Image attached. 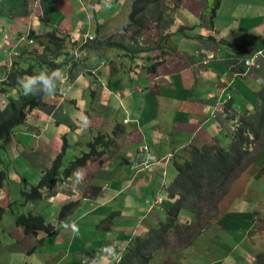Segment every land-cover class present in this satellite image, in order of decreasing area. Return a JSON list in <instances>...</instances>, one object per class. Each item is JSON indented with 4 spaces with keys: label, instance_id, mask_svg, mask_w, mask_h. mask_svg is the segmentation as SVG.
Listing matches in <instances>:
<instances>
[{
    "label": "crops",
    "instance_id": "1",
    "mask_svg": "<svg viewBox=\"0 0 264 264\" xmlns=\"http://www.w3.org/2000/svg\"><path fill=\"white\" fill-rule=\"evenodd\" d=\"M9 1L19 8L16 16L0 11V32L10 44L15 39L6 33L2 25L5 21L14 22L11 33L18 35L30 30L43 33L45 28L50 30L56 26L71 34L75 28L84 26L83 32L91 34L96 26L99 29L107 22L96 12L95 0L88 3L92 13L84 0H54L64 15L59 25L42 21L41 5L36 0ZM165 4L173 6L172 0H166ZM2 5L3 0H0V7ZM239 5L246 6L240 16ZM172 15L171 35L165 41L159 40L157 35L152 41L143 37L150 44L138 54L107 55L96 69L89 68L93 77L90 103L99 110L81 113L93 129L110 132L116 123H122L124 132L117 136L115 153L103 158L104 162L91 161L83 168L81 193L62 192L57 199L56 192L52 191L45 199L55 204L40 202L48 208L49 219H53L64 200L76 201L77 213L73 212L74 208L72 215L68 214L59 223L57 232L41 243L35 257L34 249L30 255L28 250H22L30 242L29 237H21L13 230L12 235L23 245L16 243L18 251L24 253L25 264H91L89 259L93 256L99 258L101 264H113L135 236L146 235L147 230L165 219L167 202L175 200H168L170 196L166 191L177 172L173 157H166L174 156L190 144L199 147L215 144V136L227 144L230 140L227 133L236 119L260 106L257 93L264 90V85L257 87L255 81L264 78V61L249 77L234 76L229 64L234 57L263 47L264 0H179ZM201 36L204 38L198 39ZM207 36L221 43H208ZM200 48L212 54L205 66L194 57V52ZM156 61L155 71H149L147 67ZM230 80L229 84L233 85L231 108L223 113L216 108L222 96L230 94ZM77 96L82 98L84 89H69L66 94L70 101ZM232 114L234 119L230 117ZM142 143H147L151 155L161 161L148 168L132 170L131 163L137 160V146ZM258 145L253 146L251 158L218 203L220 218L202 227L195 214L180 209L177 222L190 231H198L192 243L182 244L179 250L161 249L148 264H262L258 256L264 253V170L258 171L264 168V145ZM22 147L30 149L26 145ZM163 170L165 176L160 174ZM18 189L17 185H10L7 193L17 200ZM156 196L158 203H154ZM244 199L247 206H241ZM24 205L29 210L35 201L24 202ZM225 214L228 215L223 218ZM102 220L106 223H101ZM109 223L116 225L114 232L109 230ZM251 223L256 226L253 231L249 229ZM73 226L78 228L79 235L75 234ZM15 228L18 229L17 225ZM39 236L43 237V233ZM171 236L168 235L167 241L172 246L176 240ZM106 245L113 247L115 255L104 260L102 249ZM119 248H123L120 254ZM191 253L199 259H191Z\"/></svg>",
    "mask_w": 264,
    "mask_h": 264
},
{
    "label": "trees",
    "instance_id": "2",
    "mask_svg": "<svg viewBox=\"0 0 264 264\" xmlns=\"http://www.w3.org/2000/svg\"><path fill=\"white\" fill-rule=\"evenodd\" d=\"M45 1L40 0L43 16ZM162 1L132 0L126 28L132 30L134 34L140 37L144 32L143 30L146 29L148 18H152L161 30L164 24L167 23L165 19L166 9L161 6ZM43 16L41 19L45 21ZM28 37L36 39L37 44L41 47V51H31L28 54L11 57L9 63L12 64V67L6 72L5 77L0 79V94L9 97L5 105L0 108V140L4 137L7 140L12 136L15 126L24 122L26 112L29 109L35 106L36 108H44L40 99L42 98L41 96H25L23 94L17 84V78L24 75H32L41 70L51 74L64 67L69 59V55H67L69 53L64 51L66 34L57 32V30L55 31L54 28H51L49 31L43 33H35V31L31 30L28 33ZM162 37V32L160 31L159 39ZM203 38L202 36L198 37V39ZM205 39L213 45L216 42L209 36L205 37ZM216 44L218 43L216 42ZM5 64H7L6 60ZM11 91H16V95L13 96ZM257 95L260 100V106L254 112H244V114L236 119L233 128L228 133V137L230 138L228 145L222 144L215 137V144H204L200 147L190 145L186 149L183 148L181 150V152H186V154L181 155L175 161L177 173L172 182L167 186L166 193L170 196L167 197L168 200L173 198L175 200L167 202V206L165 207L167 214L165 217L166 221L164 219L157 227L147 230L146 235L135 236L126 252L114 264H148L152 258L149 254L165 246L170 233H174L181 244L188 245L192 243L198 231H190L189 227H184L177 222L180 209L186 206L194 211L199 223L202 214L208 208L213 207L215 201L217 207L219 203H217L219 191L225 188L227 183L246 165L251 158L253 146L256 143L261 144V146L264 144V90L258 91ZM228 103L230 102L228 101ZM89 106L92 107V103ZM38 116L39 118H44L46 115L43 112H39ZM230 117L234 119L233 114ZM73 133L76 135L75 131ZM121 133L122 125L120 123L115 124L110 133L98 131L87 142V151L81 152L80 155H74L73 158L64 161V165H68L67 169L65 167L58 168V159L48 167H43L41 164L39 167V163L36 161L38 153H31V160L23 158L28 161V165H24L22 172L16 171L13 167L1 168L0 183L7 180V173H10L17 180L32 181L36 177L38 180L37 185L32 186L29 191H27L26 186L25 189H22L21 194L25 196L26 201H31V198L38 200L41 197V188L43 190H51L56 182V176L64 181L74 169L87 167L92 160H97L96 157H100L108 148L113 147L116 137ZM5 145L9 146L7 149L13 153V156L17 153L26 155L22 147L17 148L13 144H8L7 141ZM15 159L17 158L15 157ZM13 162L16 161L13 159ZM30 167L33 170L41 169V172L39 173L37 170L33 172L32 170L31 172L33 173H28L27 169ZM262 169L264 168H261L258 173ZM37 172L38 175L35 174ZM157 201L159 202L158 198ZM73 204L74 202H71L61 207L59 212L60 220L67 215ZM42 210L44 215H47L48 208L45 209L43 207ZM3 212V208L0 207V221ZM212 218L214 216H209L205 219L208 225ZM16 223L22 229L26 226L27 229L25 231L30 233L33 232L35 227L44 230L50 229V225L45 224V219L41 214H31V212L20 214L16 219ZM258 260L264 264V253L258 256Z\"/></svg>",
    "mask_w": 264,
    "mask_h": 264
},
{
    "label": "clouds",
    "instance_id": "3",
    "mask_svg": "<svg viewBox=\"0 0 264 264\" xmlns=\"http://www.w3.org/2000/svg\"><path fill=\"white\" fill-rule=\"evenodd\" d=\"M47 1V0H46ZM45 1V2H46ZM37 3L40 4V0H36ZM44 2V4H45ZM165 0L162 1L163 7L166 9V21L167 23L164 24V26L162 27V38L159 39V34H157L158 39L161 41H165V39L167 38V36L169 35V27L171 26L172 22H173V11L174 9L177 7V4L179 3V0H172L173 6L172 7H168L165 4ZM132 4V1H131ZM131 4H130V8L129 11L127 13V18H126V22L121 26L120 30H113L114 29V25L111 26V28H109L108 33H105L103 35H100L98 33V27L96 26V28L94 29V31L91 34L88 33H84L83 32V27L81 26L80 28H77L74 32L71 33H67V32H63L61 30H57V32H61L67 35L66 39H65V43H64V51L68 52L69 54V59L67 60V62L65 63L64 67L61 68V70H63V74L58 77L60 75V73L58 71H54L51 74H49L47 71L41 70L38 73L32 74V75H24L21 77L17 78V84L19 86V88L22 90L23 94L25 96H41V102L44 105V108H36L33 107L31 109H29L26 112L25 115V119L24 122L20 125L15 126L14 130H13V134L12 136H17V132L19 130V127H24L25 126V130H26V134H32L35 131H40L43 132L44 135L42 136V138L40 140L37 141L36 145H34L33 147H31L29 150H27L26 148L22 147L25 146L24 144H21L22 149L25 150L26 155H22L21 153H18L15 157L17 156H21L22 158L26 157L27 155H31V153H38L42 154V155H46V162L43 163H39V167L40 164L43 167H48L52 164H54V162L58 159L59 160V167H65V169L68 168V165H64V161L67 160L66 159V151L68 149V146H72V141L70 139L71 136H75L76 135L74 133L71 134V136L69 135L68 132H64L63 129H59V128H55L52 130H49L50 127V123L48 122L50 118L54 117L55 118V123H61L64 122L65 124H67L68 126H70V129L76 128L79 126V124H77L76 122H84V125L86 127H90L91 126L87 123V118L85 116H83V114L81 113V111L79 109H77L76 107L73 106L72 102L70 100H67L66 94L69 91V89H71V84L78 78L81 77V75L85 74L86 72H89L90 74H92V71L89 69L91 67V65L89 64V62L87 61V58L89 55H86V57L83 58V62H81L80 64H77L76 62V51L78 49L77 47V40L80 36L83 37V39L86 42V45L91 44L92 40H95V43L97 44V48H96V54H98L97 56L99 57V62L102 60H106L107 58V53L109 52H114V49H116V53L120 54L123 52H130L132 53V50H137L139 51L140 49H145L150 43L146 42L143 40V36H144V32L143 34L138 37L137 34H134L132 32V30L127 29L126 25L128 23V18H129V14L131 11ZM43 9H44V5H43ZM42 10V8H41ZM43 16V13H42ZM119 19H122V17H124V13L121 11L118 13ZM44 18V16H43ZM44 20L46 21V19L44 18ZM148 22H155V20H153L152 18H148ZM157 24V23H156ZM31 31V30H30ZM26 32L24 34L19 35L17 41L10 47L9 50V55H7V58H11L13 56H19V55H24L23 53H19L16 48L17 46L20 44V41L26 37L27 40H31L34 41L36 40L35 38H29L28 37V33L30 32ZM144 31V30H143ZM166 34H168L167 36H165ZM73 36H75V38H73ZM165 37V38H164ZM211 37V36H209ZM71 40V44H69ZM136 41H138L136 43ZM215 41V40H214ZM223 41V40H222ZM30 42V41H29ZM218 44L221 42H217ZM216 44V42L214 43V45H218ZM24 48H26L27 46H29V44L23 45ZM69 47H70V52H69ZM256 50H261L262 55H260V66L256 69L249 70L247 71L246 65L243 62L244 59L250 57L254 51ZM35 52V50H33ZM95 51V50H94ZM31 53V51L29 52ZM28 54V53H25ZM212 54L208 53V50H205L203 48L197 49L194 52V57L197 58L198 63L205 66L207 65L210 61H211V56ZM95 56V55H92ZM264 61V45L261 48H257V49H252L251 51L245 53L244 55H239L234 57L229 64V68H231L233 71V75L234 76H240V77H249V76H253L258 69L261 68V63ZM157 64V61L148 66V70H151L152 72L155 71V66ZM12 67V64H4L2 66V68L0 69V74L4 73V76L1 77L0 79H3L5 77V74L7 71H9ZM153 68V70H152ZM82 75V76H83ZM57 80V82H56ZM255 85L257 87L264 85V78H260L257 81H255ZM222 96V95H221ZM231 95L227 93V95L225 96V94L222 96V100H221V104L218 105V107L216 108V110L225 113L226 110H229L230 107V103H228V101H230L229 98ZM8 96L0 94V108H2L6 101L8 100ZM5 100V101H4ZM228 105V108H227ZM214 110L212 112V115H215V111ZM39 112H47V114L45 113V117L44 118H39L38 114ZM59 120V121H58ZM117 124V123H116ZM122 125V123H120ZM115 126V125H114ZM113 126V128H114ZM112 128V130H113ZM35 130V131H33ZM111 130V131H112ZM97 131H101V130H97ZM110 131V132H111ZM102 132H107V131H102ZM107 132V133H110ZM124 132V126L122 125V133ZM121 133V134H122ZM10 136L9 139H12L13 137ZM20 136V135H18ZM228 136V133H227ZM12 137V138H11ZM27 139V143L29 144V139L28 137L24 136ZM216 137V136H215ZM214 137V138H215ZM2 139H6V137L2 138ZM2 139L0 140V144L1 146H5V149H7L9 146L2 144ZM6 140V141H7ZM90 141V140H89ZM222 144H224L221 140H219ZM230 141V140H229ZM9 144V143H8ZM28 144L26 146H28ZM192 145V144H190ZM189 145V146H190ZM187 146V147H189ZM196 146V145H194ZM118 147V142H117V137H116V141L115 144L113 145V147L108 148L106 150V152H104L100 157H96L97 160H92V161H98V162H104L105 160L103 158H108V155H112L113 153L116 152V149ZM185 147V149L187 148ZM183 149V148H182ZM174 154V156L172 155H168V157L166 158H172L173 157V162L175 165V161L183 154H186V152H181V150ZM81 151V150H80ZM85 152V151H83ZM31 159H32V155H31ZM31 159H27V160H31ZM161 159L155 158L153 157V155H151L150 153V148L149 145L147 143H142L139 144L137 146V160L133 161L131 163V169H144V168H148L151 165H154L155 162H160ZM176 169V168H175ZM1 170V168H0ZM177 172V171H176ZM162 174H165V171H162ZM74 177V180L76 183H80L82 182L83 178H84V169L83 168H76L73 170V172L67 176L65 178L68 179L69 177ZM7 180L3 181L2 183H0V207L3 208V214L1 216V221H0V225L3 224L4 222V215L9 211L12 215H13V225L9 228L8 233H9V238L10 240H12L14 243H20V239L16 238L15 236L12 235L13 230H16V232L18 234L21 235V237H29L30 242L28 243V245L26 247L23 246L22 250H28L27 254L30 255V253H32L33 251V246H32V239H34L37 236V231H39L40 233H43V237L39 236V242L40 244L47 241V239L50 237H48V234L50 233L51 236L54 235L57 232V227L60 226L59 223H61L64 218L70 214L73 209L75 208L77 202L73 201V200H69V201H63L60 205H58L57 207V213L54 214L53 219H49L47 217V215H43L41 214L44 219H45V224L46 225H50V229L49 230H44V229H37V227H35L33 229V232H27L25 231V229H27V227L25 226L24 229H22V227L18 226L16 223V219L14 217V208L13 205L16 204V208H18V210H22L23 207L20 206L18 207V202L15 199H10V201L8 202V196L10 197V195L7 193V188L10 185H17L19 186L18 189V193H21L22 189H25V187L27 186V190L28 187L30 185V188L32 185L30 181L28 180H23V181H16L15 178H13L11 176L10 173H7ZM64 180V181H65ZM55 184L53 186V188L51 190H43L42 188L40 189V193H41V197L38 200H35L33 198H31V202L35 201H45L50 203L48 200L45 199V195H49L50 193H52V191H54V189L56 188V186L58 185V187L60 186V184L64 183V181H62L61 178L56 176V180H55ZM105 186H107L105 184ZM6 189V190H5ZM74 202L73 207L68 211L67 215H65L63 218H61V220L59 219V215H60V210L61 207L64 204H68ZM54 203V202H51ZM50 203V204H51ZM146 203L150 204L149 200H146ZM154 203H158L157 201V197L155 198ZM55 204V203H54ZM41 207H43V205H40ZM152 207V205H149V208ZM29 213V212H27ZM26 213V214H27ZM25 214V213H23ZM31 214H37V213H31ZM108 220V219H107ZM102 223H106V220H102ZM15 225H17L18 229L15 228ZM66 228L68 227L67 224L64 225ZM74 227V231L76 235H79V230L78 228ZM106 228V227H105ZM40 235V234H39ZM133 242V241H132ZM132 242L130 244H132ZM129 244V245H130ZM30 247V248H29ZM128 248V247H127ZM102 252L104 253V260H107L108 257L114 256L115 255V251L113 249V247L111 245H106L104 247V249H102ZM126 252V250L124 251ZM91 264H98V261L93 258L91 260Z\"/></svg>",
    "mask_w": 264,
    "mask_h": 264
},
{
    "label": "rangeland",
    "instance_id": "4",
    "mask_svg": "<svg viewBox=\"0 0 264 264\" xmlns=\"http://www.w3.org/2000/svg\"><path fill=\"white\" fill-rule=\"evenodd\" d=\"M91 0H84V2L87 4L89 12L92 13V7L91 5H88V3ZM132 0H95V10L97 13H100L102 17L107 19V22L105 24L100 25V28L98 29V33L100 35H103L105 33H108L109 28H111V26H115L114 27V31L115 30H120L121 26L126 22V18H127V13L129 11L130 8V4H131ZM166 1V0H165ZM161 6L163 7V4H161ZM239 15L240 13L243 12V10L246 8L245 5H239ZM0 11H2L3 13L9 14L11 16H16L19 15V8L17 7V5L9 0H3V5L0 7ZM123 12L124 13V17H122V19H119L118 13L119 12ZM64 15L60 12L59 8L55 5L54 0H47L44 4V18L49 21L50 23L54 24V25H59L61 23V21L63 20ZM13 21H5L3 22V27L6 31L7 34H11L13 36V38L15 39L13 44L17 41L19 35L18 34H12L11 33V26L13 25ZM54 27V26H53ZM159 26L155 23V22H148L146 29H144V39L146 37H148L149 40H154L155 36L157 34L160 33V30L158 28ZM29 30V27H26V30ZM55 31L56 30H62L59 26L54 27ZM77 28L74 29V34ZM25 30V31H26ZM43 31H49L48 28H45ZM109 34V33H108ZM73 38H75V36H73ZM70 39L69 44L72 45ZM30 41V42H29ZM27 40L26 37H24L21 41L20 44L17 46L16 50L19 53H29L30 51L35 50L36 52L41 51V47L37 44L36 40L31 41V40ZM10 44L9 41L7 39H5L4 35L2 32H0V68H2V66L5 64V60L6 63H9L10 58L8 57L7 59V55H9V50L10 47L13 45ZM29 44V46H27L26 48H24L23 45ZM77 51H76V62L77 64H80L81 62H83V58L86 57V55H89L87 58V61L89 62V64L91 65L92 68L96 69L97 66L100 64L99 63V57L97 56L98 54H96V48H97V44L95 43V40H92L90 46L86 45L85 40L83 39L82 36H80L77 40ZM95 50V51H94ZM69 52H70V47H69ZM139 52H141V50L139 51H134L132 50L133 54H138ZM95 55V56H92ZM106 55H118V53H116V49H114V52H109ZM120 55H124V53H120ZM262 55V52H261ZM111 59H113V57H111ZM158 65L155 66V68ZM60 75L58 77H60L63 74V70H57ZM151 71V70H149ZM152 72V71H151ZM96 73V72H95ZM4 76V73L0 74V78ZM231 82V80L228 82V90L229 92H232V88L233 85H230L229 83ZM92 83H93V77L89 72H86L83 76H81L80 78L76 79L72 84H71V89L73 90H80V89H84V96L80 99H78V96L72 100V104H74L76 106L77 109H79L80 111H83L84 114L87 113H93V112H97L99 109L95 108V107H90V102L92 99ZM230 92V94H231ZM11 94L13 96L16 95V91H11ZM231 98H232V94H231ZM5 101V100H4ZM221 104V103H220ZM89 106V107H88ZM218 106V105H217ZM102 112V110H100ZM47 114V112H45ZM50 123V127L49 130L55 129V128H59V129H63L64 132H68L69 135L71 136V134L75 131L76 132V137L75 136H71L70 139L72 141V146H68V149L66 151V159L69 160L71 158H73L74 155H80L81 152L83 151H87L88 150V145L87 142L89 140H91L93 138V136H95L97 134V130L90 128V127H86L84 125V122H76L77 124H79L78 127L70 129V126H68L67 124H65L64 122H59V123H55V118L52 117L49 119L48 121ZM35 131V130H33ZM25 126L24 127H19L18 130V134L17 136H12L9 141L7 140V143H10V145H15V147L20 148L21 144L27 145V139L24 137H28L29 139V144L28 146L31 148L34 145H36L37 141L40 140L42 138V136L44 135L43 132L40 131H35L32 134H26L25 133ZM20 135V136H18ZM217 139L221 140L218 136H216ZM230 141H228V143L226 145L229 144ZM2 144H6V139H2ZM264 145V144H262ZM258 146H261L258 145ZM81 149H83V151H80ZM151 153V152H150ZM18 154V153H17ZM16 154V155H17ZM15 155V156H16ZM46 155H42L39 154L37 155V159L36 161L38 163H43L46 162ZM17 159L14 158L13 153L10 152L9 149H5V146H1L0 144V168H10L13 167L16 169V171L18 172H22V170L24 169V165H28V161L24 160V159H31V155H27L26 157H24V159L21 156H17ZM13 159L16 162H13ZM244 168V167H243ZM242 168V169H243ZM32 167H30L29 169H27L28 173H30L32 171ZM37 170V169H36ZM36 170H33L36 171ZM264 170V169H263ZM39 173L41 172L40 170H37ZM31 172V173H33ZM38 172L35 173L36 175H38ZM166 173V172H165ZM162 174V173H160ZM239 172L235 175L238 176ZM165 176V174H164ZM233 177L228 183L227 186L225 188H223L222 190L219 191L218 195H217V203L220 202L222 200V197L224 195V193L226 192V190L228 189V187H230L231 182L234 180ZM32 185H37V178H33L32 181H30ZM163 182H161L160 184H162ZM161 186H159L160 188ZM84 188V184L83 182L80 183H76L74 180V177H69L68 179H66L64 181V183L60 184V186L58 187V185L56 186V188L54 189L55 196H57V199L60 198L61 193L62 192H79L81 193L82 190ZM6 190V189H5ZM30 190V185L28 187V190ZM158 190L156 192V194H159ZM18 207L22 206L23 209L22 210H18V208H16V204L13 205L14 208V217L15 219H17V217L22 214V213H27V212H31V213H37V214H41V209H43V207L40 206V201L35 202L34 206H27L29 210L26 209L24 202H27L25 199V196L21 193H18ZM74 198H76L75 196H73ZM158 197V196H156ZM10 199H12V196H8L7 201L9 202ZM50 202V201H49ZM248 203L247 201L244 199V202L241 204V206H247ZM182 210H187L189 212H191L194 215V211L190 210L188 207L183 206L181 208ZM77 207H75V211H73L75 214ZM72 215V213H71ZM71 215L69 218H71ZM228 214H225L224 216H222L223 218H225ZM209 216H214V218H212V222L215 219H219V209L216 207V201L213 205V207H211L210 209L208 208L207 211H205L201 218H200V225L202 227H205L206 225H208L207 221L205 220L206 218H208ZM255 219V217H253ZM114 218H112L110 221L112 222ZM13 215L8 211L5 215H4V222L2 225H0V264H25V260H24V253H21L18 251L17 249V244L14 243L12 240H10L9 236H8V230L9 228L13 225ZM166 221V219H165ZM220 221V220H219ZM126 223V221L124 222ZM106 226V225H105ZM109 230L111 232H114V226H110L109 223ZM254 228H256L255 223H251V225L249 226L250 231H253ZM197 230V229H195ZM39 234L40 232L37 231V236L32 239V246L33 249L35 250V254L34 257L40 252L41 249V244L39 242ZM250 234V233H249ZM170 235H172V238H175L176 240V244H172L169 243L168 241L166 242L165 246L160 247L157 251H152L149 256H155L156 253L159 252V250L161 249H166V248H173L174 250H179V248H182V244L177 242L178 238L174 233H170ZM51 236V234H48V237ZM192 249H195V247H192ZM123 250V248H119V254L121 253V251ZM125 253V252H124ZM122 253V255L124 254ZM32 254V253H30ZM122 255H118L117 259L113 262V264L118 261ZM189 257L191 259H199L198 255H196L195 253H191L189 254ZM254 257V256H253ZM95 258L98 261V264H101V261L99 258L93 256L91 257V259H89L90 263L91 260ZM255 259L257 260V258L255 257ZM185 261H186V257H185ZM202 261V260H200ZM100 262V263H99ZM252 263V262H250ZM108 264H112L108 263ZM155 264H159V263H155Z\"/></svg>",
    "mask_w": 264,
    "mask_h": 264
},
{
    "label": "built area",
    "instance_id": "5",
    "mask_svg": "<svg viewBox=\"0 0 264 264\" xmlns=\"http://www.w3.org/2000/svg\"><path fill=\"white\" fill-rule=\"evenodd\" d=\"M260 55H261V50H256L253 52V54L244 59L243 62L246 65L247 71L249 70H254L260 66Z\"/></svg>",
    "mask_w": 264,
    "mask_h": 264
}]
</instances>
